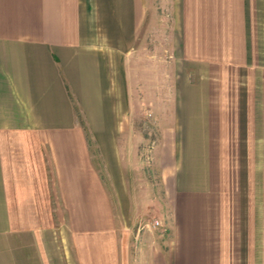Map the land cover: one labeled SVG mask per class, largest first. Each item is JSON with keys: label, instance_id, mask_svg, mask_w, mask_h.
I'll return each mask as SVG.
<instances>
[{"label": "crops", "instance_id": "crops-1", "mask_svg": "<svg viewBox=\"0 0 264 264\" xmlns=\"http://www.w3.org/2000/svg\"><path fill=\"white\" fill-rule=\"evenodd\" d=\"M142 37L147 111L157 57L173 80L157 117L160 190L146 195L160 226H143L150 208L130 186ZM258 69L264 0H0V264H264ZM251 137L255 195L249 161L230 160Z\"/></svg>", "mask_w": 264, "mask_h": 264}, {"label": "rangeland", "instance_id": "rangeland-1", "mask_svg": "<svg viewBox=\"0 0 264 264\" xmlns=\"http://www.w3.org/2000/svg\"><path fill=\"white\" fill-rule=\"evenodd\" d=\"M144 39H145L144 37H142V39L140 38V41L137 44V49L140 50L138 58H137V62H136L137 72L135 74L137 76V80L135 79L137 82L136 84L137 91L135 93L132 91L134 89L130 91V92H133L132 95H134V98L136 100L130 106L129 111L127 110L126 112L127 115H131L133 117L132 118L133 121L131 122V129L134 132H140L143 136V138L141 140L139 139L138 142H137V139L133 138L129 143H127V145L129 146L131 145V147L137 145V152H138L137 167L132 168V170L130 171V175H131V172L135 175L131 181V184H132L130 185L131 191L135 194L139 192L143 195L142 199L144 200L140 202V204L142 203L143 205L142 210L146 212V210L150 208V211L144 214L145 218L143 220V226H145V224L147 223L154 225L155 220H160V218L157 216V207L154 206L155 204L153 205V203H149V201H147L148 198L146 197V195H148L149 193L157 195L160 190L159 189L160 170L158 169V166H157L158 161L154 153L155 147L159 145V141H160L159 125L157 124L158 123L157 117L161 115V111H162L161 109L166 108L163 105V102H166V100L169 99V94L170 96H173V92L170 89L171 82L173 80L170 79L168 75L167 76L165 75L166 72L168 73L169 65L167 61H169V58H166L165 60L167 61H165L164 58L161 59V57H157L155 59L157 66L155 65V74H154L155 87L157 86V88H155L154 90V99H153L154 105L153 107H149V111L146 110V105L150 103V100L147 99L146 101V92H145V88L143 85L144 78H145V48H146L145 46L146 43ZM150 47H152V43H150ZM156 69H158V71L163 70L162 72L165 76H163V74L161 73L160 74L157 73ZM227 77H229L228 73H227ZM252 77L256 82H259V80L261 81L264 77V69L256 70V72L252 74ZM163 78L165 80L167 79L168 81L166 80L162 82ZM247 78H249L248 73H245L244 75L241 74L238 81L239 82L243 81V83H245L247 82ZM140 85H143V87L140 88ZM162 86L163 87L166 86L167 88L162 89L161 88ZM244 86L246 89L247 87L246 83L244 84ZM239 87L240 86H238V88ZM148 92H151V91H148ZM147 102L148 104H146ZM260 139L261 138H257V137L250 138L249 146L251 145V147H250L249 153H247L246 151V154L242 155V154L235 152L234 154L230 155L231 157L230 160L233 162V163L230 162L231 166L234 164V162L237 161V158L240 161V157L242 158L245 156L246 164H247V161H249L250 168L249 169L246 168L245 172L249 173V179H250L249 184H250V189H251L250 195H255L253 179H256V180L258 179L257 172L253 173L254 167L257 168V165L260 164L261 159H262L261 146L257 148V145H261ZM243 143H246V139H243L241 141L235 140L231 144V147L235 146L234 151H236V149L237 151H239L240 147L245 145ZM247 157H249V160L247 159ZM234 172H236V170ZM253 175L255 176L254 178H253ZM131 178H132V175L130 176V179ZM253 200L254 198L251 197L252 208H257L258 201L256 200L255 202H253ZM156 233H158V231L153 232V234H156Z\"/></svg>", "mask_w": 264, "mask_h": 264}, {"label": "built area", "instance_id": "built-area-1", "mask_svg": "<svg viewBox=\"0 0 264 264\" xmlns=\"http://www.w3.org/2000/svg\"><path fill=\"white\" fill-rule=\"evenodd\" d=\"M160 225H161L160 220H155V221H154V226H160Z\"/></svg>", "mask_w": 264, "mask_h": 264}]
</instances>
